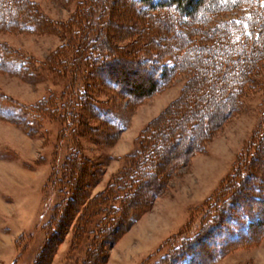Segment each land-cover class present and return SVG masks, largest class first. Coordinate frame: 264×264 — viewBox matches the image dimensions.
<instances>
[{
	"label": "rangeland",
	"instance_id": "rangeland-1",
	"mask_svg": "<svg viewBox=\"0 0 264 264\" xmlns=\"http://www.w3.org/2000/svg\"><path fill=\"white\" fill-rule=\"evenodd\" d=\"M11 1L30 2L47 24L38 30L28 27V22L11 29L0 27V51L2 47L8 60L4 64L8 69L0 70V264H157L161 256L177 248L179 243L199 236L204 226L206 232L214 225L223 226L222 211L218 206L212 209L211 201L237 162L239 169L249 174L242 184L241 193L250 197L245 206L252 202L250 207L258 212L260 226L251 231L246 247H231L213 264H264V153L255 155L254 159L251 156L250 172L244 168L249 162L248 153L254 148L249 144L255 131L264 132V57L253 62L251 76L247 77L250 82L239 86L237 112L225 120L221 129L210 134L202 152L187 160L181 157L187 145H172L167 159L176 163L177 169L165 172L164 180L160 175L159 179L155 178L153 186L161 188L158 197L137 213L138 220L115 242L101 243L92 255L95 227L101 213L95 215L93 212L95 216H90L88 228L83 232L77 230L79 217L86 214L87 204L104 191L107 183L126 169L127 158L139 148L138 138L142 131L165 122V117L171 119L186 105L184 100L191 81L200 72L177 75L146 100L128 101L95 77L84 79L80 71L70 69L71 74L68 70L64 73L68 60L81 59L80 54L82 61L75 59L74 62L89 69L84 61L92 47L76 54L75 40L68 45L67 37L58 28L70 21L83 0ZM99 2L97 10L107 13L113 24L111 31L110 27L105 30L111 37V47L118 53L123 52L122 56L115 57L112 51L105 52L113 60V73L126 78L131 87L140 83L145 86L147 80L140 74V67L128 60L132 55L125 49L132 43L135 33L145 30L147 23L136 17L133 9L126 8L125 0H118L117 4L113 0ZM91 3L86 0L84 4L90 6ZM95 17L93 14L88 18ZM231 19L237 16L220 15L216 21ZM183 21L178 20L179 24ZM82 27L86 29L87 25L82 24ZM207 27L199 26L203 31ZM180 31L183 36H190L186 27H181ZM90 32L86 39L96 35L94 27ZM174 37L167 32L163 36L166 43H171ZM58 53L63 54V58L58 56L55 61L62 59L65 64L60 63L52 69L47 64L48 59H54ZM19 66H22L20 71ZM100 76L105 78L106 75ZM81 86H85L89 97L98 102L97 109L105 121L90 117L86 130H81L85 134L81 139L83 156L100 168L84 188L83 199L77 204L73 202L64 211L65 216L55 221L57 232L53 233L51 218L61 197L55 189H49V179L52 170L63 163L68 153L69 136L65 137L68 141L62 143L61 136L64 130L68 135L72 133L67 130V121L61 114L73 108L71 103L78 97ZM47 100L53 106L47 116L30 113ZM66 101L69 103L63 104ZM8 108L16 109L8 111ZM185 118L190 124L189 118ZM27 119L33 121L32 125H28ZM234 234L233 230L229 234L224 232L223 237L213 240V246L202 250L197 247V254L202 252L205 258L212 250L229 244V237ZM251 242L255 245H248ZM182 263L190 264L189 256H185Z\"/></svg>",
	"mask_w": 264,
	"mask_h": 264
},
{
	"label": "trees",
	"instance_id": "trees-1",
	"mask_svg": "<svg viewBox=\"0 0 264 264\" xmlns=\"http://www.w3.org/2000/svg\"><path fill=\"white\" fill-rule=\"evenodd\" d=\"M85 1L83 0L82 5L79 3L74 15L76 17L72 16L70 21L61 24L62 26L58 28L62 35L67 37L68 45L75 40L73 48L76 54L87 51L86 47H92L84 61L89 69L75 63V59L82 61L81 54V59L76 57L75 62L68 60L66 65L61 62L62 59L55 61L58 56L63 58V54L59 55V53L54 59H48L47 64L50 68L56 69L57 65L64 63V73L66 70L69 73L70 70H77L84 79L95 77L101 84H105L131 102L146 100L162 90L177 75L183 73L195 75L200 72L191 81L189 93L187 92L184 100L186 105L177 110L176 112L179 113L171 119L165 117V122L142 131L138 138L139 148L135 154L127 158L126 169L124 168L107 183L104 191L87 204L89 208H86V214L79 217L77 230L83 232L87 230L92 215L101 213L93 239L92 255H95L101 243L115 242L138 220L137 213L141 209L144 210L148 202L151 203L158 197L161 188L153 186L155 178L159 179L160 175L161 180H164L165 172L177 169V164L167 159L172 145L181 147L187 145L181 155L182 160H187L195 153L202 152L203 144L209 139L210 134L221 129L225 120L237 112L240 88L250 82L247 77L254 68L253 62L264 57V0H125L128 4L126 8L133 9L135 16L143 18L147 23L145 30L135 33L132 43L125 49L129 55H132L128 60L133 61L136 67H140V74L147 80L145 86L140 83L134 84V87H131L126 78L117 77L113 73L114 68L111 65L113 60L110 54L105 53L112 51L114 57L122 56L123 53H118L114 47H111V37L109 32H105L109 27L111 31L113 27L111 17L97 10L96 6H99L100 0H91L90 6H85ZM113 3L117 4L118 0H113ZM36 10L30 2L0 0V27L11 29L29 23L28 27L38 30L44 27L47 21ZM93 14L96 17L89 19L88 17ZM220 15L237 16V19L217 23L216 20ZM177 18L184 21L179 24ZM82 24L87 25L86 29H83ZM210 25L215 27L208 28L207 26ZM199 26L207 28L203 31ZM92 27L98 35L86 39L91 35ZM181 27H186L190 36H183ZM166 32L175 35L171 43L169 41L166 43L163 38ZM1 49L0 70H5L8 68L4 64L8 60L3 55L5 53L2 47ZM135 55H138V58H135ZM20 70L22 66H19ZM100 74L106 75L105 78ZM80 78L82 79V76ZM78 93L75 101L70 102L73 108L67 112L62 111L61 114L67 121V130H72L69 135L64 130L61 136V143L68 141L65 137L69 136L68 153L63 163L52 170L49 179V189H55L57 195L61 197L54 206L51 218L53 233L57 232L56 222L65 216L66 208H69L73 202L77 204L83 199L84 188L100 168L99 164L84 158L81 139L85 134L81 130H86L90 117L103 123L105 121L102 120L97 109L98 102H95L94 97H89L87 88L81 86ZM68 103L66 101L63 104ZM50 104L47 100L30 113L34 116H47L48 111L53 110ZM15 109L8 108V111ZM18 111L21 112V109ZM185 116L189 118L190 124L186 123ZM27 123L30 126L33 121L27 119ZM26 130L28 131L27 127ZM252 144L254 148L248 153L249 162L244 166L249 172L252 158L254 159L255 155L258 156L261 152L264 153V149L261 150L264 146V132L255 131L249 145ZM252 150L256 152L253 155L250 154ZM238 163L211 201L212 209L218 206L220 212L222 211L223 226L219 228L218 225H214V228L207 232L204 226L199 236L185 239L170 253L161 256L157 264H183L185 256H189L190 264H213L214 260L221 258L231 247L247 246L245 243L251 239L248 238L251 231L254 227L260 226V221H258V212L250 207L253 205L252 202L245 206V202L250 197L247 198L246 194L241 192L244 179L246 176L249 177V174L247 171H241ZM232 230L235 234L229 237V244L223 245L219 250H212L205 258H202V252L197 254V247L202 250L201 248L204 249L206 246L207 248L213 246L214 239H219L224 236V232L229 234ZM252 242L248 245L253 246Z\"/></svg>",
	"mask_w": 264,
	"mask_h": 264
}]
</instances>
